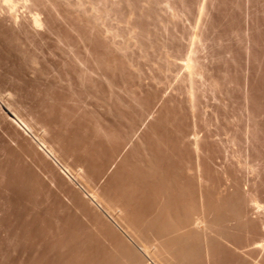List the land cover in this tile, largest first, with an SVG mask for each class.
<instances>
[{"label":"rangeland","instance_id":"374dc122","mask_svg":"<svg viewBox=\"0 0 264 264\" xmlns=\"http://www.w3.org/2000/svg\"><path fill=\"white\" fill-rule=\"evenodd\" d=\"M137 263L264 264V0H0V264Z\"/></svg>","mask_w":264,"mask_h":264},{"label":"bare ground","instance_id":"6f19581e","mask_svg":"<svg viewBox=\"0 0 264 264\" xmlns=\"http://www.w3.org/2000/svg\"><path fill=\"white\" fill-rule=\"evenodd\" d=\"M9 1V0H8ZM11 1V0H10ZM8 3V2H7ZM10 3V2H9ZM38 17V16H37ZM37 23V22H36ZM36 25V24H35ZM41 27V26H40ZM11 114V113H10ZM12 116L13 117H15V115H13L12 114ZM19 123H21V122H19ZM147 182V181H146ZM145 187V186H144ZM134 218V217H133ZM154 220V219H153ZM145 221V220H144ZM143 222V221H142ZM153 224V223H152ZM205 224V223H204ZM186 225V224H185ZM139 227H141V226H139ZM154 227V226H153ZM154 230V229H153ZM200 233H201V230L199 231ZM141 233V232H140ZM151 233V232H150ZM159 233H161V232H159ZM42 236V235H41ZM200 236V235H199ZM143 237V236H142ZM157 238V237H156ZM152 239V238H151ZM35 240V239H34ZM140 240V239H139ZM162 240V239H161ZM170 240H172V239H170ZM142 244V243H141ZM151 245V244H150ZM144 246V245H143ZM161 246H162V244H161ZM163 246H164V244H163ZM39 248V247H38ZM155 249V248H154ZM169 249V248H168ZM186 249V248H185ZM147 250V249H146ZM178 250V249H177ZM192 250V249H191ZM194 251V250H193ZM52 252V251H51ZM182 252H184V251H182ZM187 252V255H189V253H188V251H186ZM36 253V252H35ZM160 253V252H159ZM168 253V252H167ZM185 253V252H184ZM194 252H192V254H193ZM156 254V253H155ZM195 254V253H194ZM170 255H172V254H170ZM197 255V254H196ZM165 256V255H164ZM163 256V257H164ZM190 256V255H189ZM31 258V257H30ZM149 258V257H148ZM162 260H164V258L162 259ZM138 264V263H137Z\"/></svg>","mask_w":264,"mask_h":264}]
</instances>
